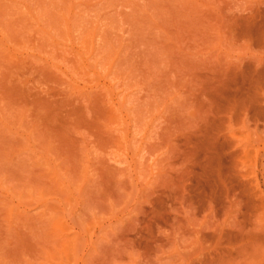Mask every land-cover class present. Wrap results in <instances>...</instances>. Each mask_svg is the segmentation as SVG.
Returning a JSON list of instances; mask_svg holds the SVG:
<instances>
[{"label":"rangeland","instance_id":"obj_1","mask_svg":"<svg viewBox=\"0 0 264 264\" xmlns=\"http://www.w3.org/2000/svg\"><path fill=\"white\" fill-rule=\"evenodd\" d=\"M0 264H264V0H0Z\"/></svg>","mask_w":264,"mask_h":264},{"label":"bare ground","instance_id":"obj_2","mask_svg":"<svg viewBox=\"0 0 264 264\" xmlns=\"http://www.w3.org/2000/svg\"><path fill=\"white\" fill-rule=\"evenodd\" d=\"M244 251H246V250H244Z\"/></svg>","mask_w":264,"mask_h":264}]
</instances>
